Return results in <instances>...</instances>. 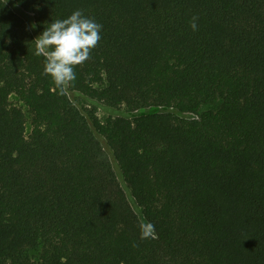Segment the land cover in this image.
<instances>
[{
  "label": "trees",
  "instance_id": "16d2710c",
  "mask_svg": "<svg viewBox=\"0 0 264 264\" xmlns=\"http://www.w3.org/2000/svg\"><path fill=\"white\" fill-rule=\"evenodd\" d=\"M76 10L61 91L33 41ZM0 264H264V0H0Z\"/></svg>",
  "mask_w": 264,
  "mask_h": 264
},
{
  "label": "clouds",
  "instance_id": "9594fccd",
  "mask_svg": "<svg viewBox=\"0 0 264 264\" xmlns=\"http://www.w3.org/2000/svg\"><path fill=\"white\" fill-rule=\"evenodd\" d=\"M197 19L194 16L190 22L194 31L197 30ZM36 26L34 23L31 28ZM102 27L94 18L86 17L82 10H76L66 19L53 21L33 41L35 54L45 58L44 75L50 76L58 89L64 91L75 82V69L92 58V51L102 39ZM140 227L141 239L154 235L155 226L150 222L142 223Z\"/></svg>",
  "mask_w": 264,
  "mask_h": 264
},
{
  "label": "rangeland",
  "instance_id": "374dc122",
  "mask_svg": "<svg viewBox=\"0 0 264 264\" xmlns=\"http://www.w3.org/2000/svg\"><path fill=\"white\" fill-rule=\"evenodd\" d=\"M30 16V15H29ZM31 17V16H30ZM71 97H72V99L76 102V101H78V103H79V101H80V103H83V104H85L84 103V101H82V100H79L78 98H76L74 95H71ZM77 103V102H76ZM85 105H87V103L85 104ZM155 112H157V111H155V110H148V111H144L142 114L143 115H147V114H151V113H155ZM136 115H139V114H136ZM98 116H99V118L102 120V121H106L108 118H110V117H118V116H129V117H133V115H128V114H125V113H121V112H116V111H113V110H110V109H108V108H106V107H104V106H98ZM181 117H183V118H186V119H190V120H192V119H196L197 117L196 116H193V115H181Z\"/></svg>",
  "mask_w": 264,
  "mask_h": 264
}]
</instances>
